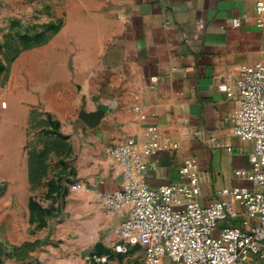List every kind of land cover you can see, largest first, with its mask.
Listing matches in <instances>:
<instances>
[{"label":"crops","instance_id":"crops-1","mask_svg":"<svg viewBox=\"0 0 264 264\" xmlns=\"http://www.w3.org/2000/svg\"><path fill=\"white\" fill-rule=\"evenodd\" d=\"M256 3L105 0L101 35L90 20L26 51V84L0 86V180L26 181V264H87L98 242H119L115 229L130 206L107 205L125 184L109 149L127 138L153 145L144 157L152 187L188 181L180 168L194 160L202 205L253 188L237 173L250 168L253 142L233 134L232 116L242 66L264 59ZM95 112L90 126L85 117ZM52 135L62 147L41 144ZM30 202L53 206L42 230Z\"/></svg>","mask_w":264,"mask_h":264},{"label":"built area","instance_id":"built-area-1","mask_svg":"<svg viewBox=\"0 0 264 264\" xmlns=\"http://www.w3.org/2000/svg\"><path fill=\"white\" fill-rule=\"evenodd\" d=\"M256 21L264 27V0H257ZM237 97L232 132L253 142L250 168L237 173L253 188L234 187L233 201L202 205L194 160L180 168L188 181L152 187L146 180L149 164L144 157L153 153V145L140 147L127 138L109 149L123 166L125 184L107 196V205L116 211L127 204L129 216L115 229L119 242L111 253L88 256L87 264H109L113 254L127 253L135 244L145 248L144 264H161L165 259L173 264H264V59L242 66ZM71 187L82 184L73 182ZM180 200H184L181 208ZM229 220L238 222L228 225Z\"/></svg>","mask_w":264,"mask_h":264},{"label":"rangeland","instance_id":"rangeland-1","mask_svg":"<svg viewBox=\"0 0 264 264\" xmlns=\"http://www.w3.org/2000/svg\"><path fill=\"white\" fill-rule=\"evenodd\" d=\"M104 2L0 0V86L26 84V51L54 42L58 36L76 35L90 20L95 21L96 35H101ZM40 142L51 147L63 146L53 135ZM3 183L0 180V242L9 249V255L3 257L0 264H26V181L12 186ZM53 196L48 193L49 198ZM28 206L30 221L42 230L48 224L52 204L30 202ZM144 257L145 248L135 244L127 253L112 255L109 264L116 258L119 264H144ZM161 264L171 262L165 259Z\"/></svg>","mask_w":264,"mask_h":264},{"label":"water","instance_id":"water-1","mask_svg":"<svg viewBox=\"0 0 264 264\" xmlns=\"http://www.w3.org/2000/svg\"><path fill=\"white\" fill-rule=\"evenodd\" d=\"M100 119V113L95 112L93 114H89L85 117V121L88 125L94 126ZM95 253L102 254V253H111V248L106 247L102 242H98L96 244V251ZM0 255L8 256L9 253L4 250V248L0 247Z\"/></svg>","mask_w":264,"mask_h":264}]
</instances>
